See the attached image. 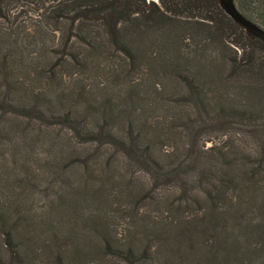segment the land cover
<instances>
[{
    "label": "trees",
    "instance_id": "obj_1",
    "mask_svg": "<svg viewBox=\"0 0 264 264\" xmlns=\"http://www.w3.org/2000/svg\"><path fill=\"white\" fill-rule=\"evenodd\" d=\"M234 2L264 29V0ZM100 66L112 79L128 81L119 130L108 124L119 117L108 100L97 131L71 100L64 103L62 92L54 105L29 86L62 82L66 68L73 76ZM134 70L142 79H131ZM144 79L143 86L170 108L174 99L166 87L181 84L183 101L192 102L196 114L155 125L130 111ZM160 79L167 85L160 86ZM7 114L13 116L2 118ZM9 119L50 129L67 124L82 143L110 144L145 172L149 184L140 190L174 192L172 200H158L173 213L169 221L148 226L140 218L124 246L100 243L104 255L126 264H242L258 257L264 264V43L248 36L219 0H0V139L11 130ZM176 120L182 121L185 145L165 149L160 136L176 128ZM212 134L234 138L213 143ZM4 233L10 264H33L40 251L53 264H72L53 245L18 243L14 232ZM138 235L146 244L136 242ZM83 250L73 251L81 257Z\"/></svg>",
    "mask_w": 264,
    "mask_h": 264
},
{
    "label": "rangeland",
    "instance_id": "obj_2",
    "mask_svg": "<svg viewBox=\"0 0 264 264\" xmlns=\"http://www.w3.org/2000/svg\"><path fill=\"white\" fill-rule=\"evenodd\" d=\"M63 73L68 76L62 82L44 84L38 80L30 82L29 86L40 89L43 93L41 97H52L54 105L56 93L58 96L62 92L64 103L71 100L76 109L82 112L80 118L89 122L97 131H100L99 124L104 120L103 104L108 100L111 113L119 114L118 118L108 121V124L114 127V131L122 127L128 81L112 79L109 69L103 66L90 68L85 72L79 70V76H76L77 73L71 76L68 68L63 69ZM143 75L136 70L130 76L137 81ZM159 82L160 86L167 85L165 79H160ZM141 83L143 86L145 79L138 82V85ZM166 88L167 97L178 99L171 102L173 108L167 102L159 103L152 95L151 88L143 86L139 101L131 103L130 111L139 114L141 118L149 117L155 125L174 115L182 118L189 113L196 114L194 104L183 101L184 95L181 93L185 89L181 84H169ZM69 92L74 93V96L65 99ZM58 107H63V104H58ZM108 110L105 112L108 113ZM12 116L13 114H7L2 118ZM8 121L11 130L0 139V264H10L4 230H8V233H25L28 239L13 233L14 240L18 243H29L32 240L30 243L53 245L65 251L66 258L72 264H80L81 259L88 264H126L114 256L104 255L100 243L108 240L115 245L124 246L125 241L134 238L131 231L142 217L145 219L140 224L148 226L151 225V220L157 223L161 219L169 221L172 218L171 210L158 200H172L174 192L160 190L151 195L148 190H140L145 183L149 184L148 175L121 158L110 144H100L98 141L82 143L67 124L62 128L50 129L38 127L32 122L21 123L13 119ZM25 124L29 127L26 128ZM181 124L182 121L176 120V128L160 136L163 148L180 150L184 147L186 138L180 132ZM209 137L213 143L234 138L231 134L228 135L230 139L214 134ZM128 183L131 197H127L125 191ZM85 188L90 190L84 192ZM142 193L143 197H147L141 199ZM181 211L187 212L185 208ZM99 222H103L102 226L97 225ZM234 231L240 233L238 228ZM241 239L244 237L241 236ZM136 242L146 244L139 235ZM156 242L158 241L154 239L153 243L157 244ZM80 247L84 249V255L78 257L81 254L73 250ZM30 252L32 253L31 250ZM33 257L36 259L32 261L33 264H53V260L41 251ZM261 262L262 259L258 257L253 261L245 260L242 264ZM147 264L161 263L157 259L155 262L148 260Z\"/></svg>",
    "mask_w": 264,
    "mask_h": 264
},
{
    "label": "water",
    "instance_id": "obj_3",
    "mask_svg": "<svg viewBox=\"0 0 264 264\" xmlns=\"http://www.w3.org/2000/svg\"><path fill=\"white\" fill-rule=\"evenodd\" d=\"M219 2L223 10L244 29L248 36L264 43V29L253 20L244 16L236 7L234 0H219Z\"/></svg>",
    "mask_w": 264,
    "mask_h": 264
}]
</instances>
